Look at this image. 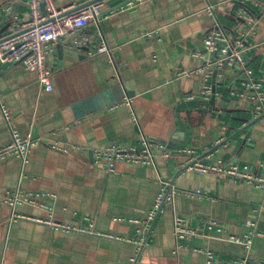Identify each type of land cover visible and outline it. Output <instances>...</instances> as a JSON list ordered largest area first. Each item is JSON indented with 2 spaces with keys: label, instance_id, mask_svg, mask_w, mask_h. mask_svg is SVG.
<instances>
[{
  "label": "crops",
  "instance_id": "obj_1",
  "mask_svg": "<svg viewBox=\"0 0 264 264\" xmlns=\"http://www.w3.org/2000/svg\"><path fill=\"white\" fill-rule=\"evenodd\" d=\"M89 1L56 0L63 8ZM105 1L99 25L86 30L94 36L91 45H76L71 35L53 46L48 56L52 91L20 65L0 64V148L12 142L13 130L40 141L24 174L18 157L0 161V264H131L141 230L148 241L134 264H207L206 255L193 247L212 250L221 260L244 255L241 245L198 236L178 258L174 212L195 228L202 227V218H211L227 233L242 236L251 219L264 233V188L187 170L184 154L159 156L154 165L118 162L115 172L96 166L92 154L114 143L137 145L144 137L172 152L189 148L204 154L223 139L212 162L248 167L264 178V117H255L250 102L218 87L215 104L180 109L187 101L204 100V76L195 71L203 65L199 55L213 22L205 9L221 0H134L112 11L127 0ZM226 4L217 16L231 27ZM29 18L28 0H0V40ZM260 24L254 36L259 45L249 56L257 74H264V17ZM99 29L110 55H91L90 48L102 41ZM126 98L132 108L124 104ZM164 182L176 189L173 201L148 229V214ZM17 188L48 197L19 204L15 212L25 217L13 218L6 195ZM184 190L204 195L187 196ZM50 217L88 229L93 225V233H66L40 221ZM251 257L264 264V235L255 237Z\"/></svg>",
  "mask_w": 264,
  "mask_h": 264
},
{
  "label": "built area",
  "instance_id": "obj_2",
  "mask_svg": "<svg viewBox=\"0 0 264 264\" xmlns=\"http://www.w3.org/2000/svg\"><path fill=\"white\" fill-rule=\"evenodd\" d=\"M223 3H230L227 8V15L234 17V25H224L218 15L219 6ZM29 20L18 23V30L0 42V64L20 65L24 70L36 74L39 83L46 91L53 90L52 76L53 69L48 64V56L53 51V46L63 38L74 35V43L79 46L91 45L94 36L86 33L92 25H99L106 1L101 0L81 9L74 10L77 6L60 7L56 0H28ZM226 4V5H228ZM44 5V9H42ZM205 12L213 18L208 31L205 34V52L199 57L203 61L200 72L204 76V83L201 87L203 99H210L216 87L232 97L250 102L255 117H264V74H257L250 65L249 53L257 49L254 36L260 29L261 19L264 17V5L256 0H221L218 4H209ZM102 39L99 45H94L91 55L112 54L113 50L103 40V33L99 29L97 34ZM216 72V74H215ZM190 72L189 74H192ZM215 75V84L213 83ZM124 104L132 108L133 101L126 98ZM5 117L8 119V112L3 108ZM134 114V111H133ZM135 116V114H134ZM223 139L216 141V146L222 144ZM40 143L37 138L28 135L23 137L17 130L12 131V142L0 148V161L9 156H16L21 160L22 173L29 162L31 150ZM55 148L67 151L59 146ZM94 164L109 172H115L118 162H129L141 165H154L159 156L171 158L174 155L184 154L189 157L185 166L187 170H195L201 174L210 172L217 173L223 177H231L235 180H246L255 186L264 188V178L254 175L248 167L238 164L226 165L222 162L214 163L211 157L214 152L198 154L193 149H180L177 152L169 150L164 143L144 137L137 145L111 144L103 149L92 151ZM176 189L170 182H164V187L158 195L153 208L147 218V228L150 229L153 221L164 211L165 206L173 201ZM187 196L204 195L200 190H184ZM46 194L23 193L19 188L8 191L6 202L13 208V218L25 217L17 215L16 207L22 203L36 204ZM56 230L66 233L92 232L90 229L71 223L57 221L50 217L40 220ZM248 232L242 236L227 233L225 227L218 221L211 218H202V227L195 228L190 225L189 218L174 212V255L179 258L180 251L189 248L188 240L201 236L203 238H222L229 242L243 246L245 253L240 257L229 260L217 259L215 252L199 247H193L195 252L206 255L207 264H262L251 257V250L256 236L264 235L258 231L256 222H247ZM140 236L135 240L137 253L131 259V264L137 260L139 252L148 241L147 231L141 230Z\"/></svg>",
  "mask_w": 264,
  "mask_h": 264
},
{
  "label": "water",
  "instance_id": "obj_3",
  "mask_svg": "<svg viewBox=\"0 0 264 264\" xmlns=\"http://www.w3.org/2000/svg\"><path fill=\"white\" fill-rule=\"evenodd\" d=\"M98 1H101V0H91V1H89V2H86L85 4H82V5H80V6H77L74 10L81 9V8H83V7H85V6L91 5V4L96 3V2H98ZM133 1H134V0H127L126 2H123V3L120 4L119 6H117V7H115V8H111L110 10L112 11V10L118 9V8H120V7H122V6L126 5V4H129V3L133 2ZM14 6H15V5H14ZM44 7H45V6L42 5V9H44ZM14 11H15V8H13V10H12V14H14ZM101 16H103V14H102ZM231 19L233 20V22L235 21V18H234V17H231ZM2 40H3V39H1L0 42H1ZM63 53H64L63 50H61V49L58 50V56H59V58H61V56L63 55ZM215 74H216V72H215ZM213 83L215 84V75H214ZM215 92H216V87H215V85H214V94H213V96H212L210 99H204V100H190V101H187L186 103L182 104V105L180 106V109L182 110L184 107H197V106H200V105H209V104H210V105H213V104H215V102H216V100H217V99H216L217 96H216ZM186 146H187V144H184V145H183V147H186ZM221 146H222V144L216 146V147L213 148L210 152H214V151H216V150L219 149ZM210 152H208V153H210Z\"/></svg>",
  "mask_w": 264,
  "mask_h": 264
}]
</instances>
